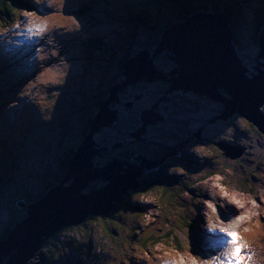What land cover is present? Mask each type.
I'll use <instances>...</instances> for the list:
<instances>
[{"label":"rangeland","instance_id":"374dc122","mask_svg":"<svg viewBox=\"0 0 264 264\" xmlns=\"http://www.w3.org/2000/svg\"><path fill=\"white\" fill-rule=\"evenodd\" d=\"M10 1L15 11L10 17L0 18V152L8 151L3 142L15 144L19 149L9 150L15 153L13 164L1 170L0 236L13 219L16 203L21 200L32 203L24 196L33 197L49 185L60 158L80 146L83 109L90 111L95 94L120 71V59L129 49L135 52L131 57H135L141 46L154 38L151 30L131 23L128 14L130 19L124 20L116 12L100 14L88 9L86 2L92 0H27L32 7ZM101 1L125 9L130 6L138 12L148 5V0ZM245 6L255 13L245 12L247 25L242 26L238 35L247 50L245 55L238 52L253 72L252 65H260L255 61L259 53L253 60L246 56L253 50L256 12H261L263 6L256 8L254 0ZM108 10L112 9L108 6ZM263 28L264 24L260 33ZM135 29L133 42L130 33H135L132 32ZM42 34H50L48 42H45L48 37ZM39 35L43 41L40 45ZM17 39H23L21 45ZM94 42H102L104 47H92ZM104 49L114 50V56H107ZM259 60L264 62L262 58ZM14 62L19 63L18 67ZM260 67L264 69L263 65ZM132 84H127L125 90ZM179 93L189 92L167 91L159 99L170 101V97ZM145 103L141 101V105ZM116 104L111 102L110 108H116ZM220 105L206 96L193 95V105L176 97L170 123L164 128L158 126L162 120L151 123L142 136L143 139L150 130V144L158 147L164 143L174 149V155L160 161L144 160L142 154L135 156H139L138 160L143 156L139 167L147 166L137 179L147 176L155 185L143 188L142 193L135 187L126 189L120 201L111 202L116 207L104 218L89 215L85 226L61 232L56 240L61 250L53 254L54 264H231L232 260L237 264L235 259L230 260L231 253L226 255V249L235 246L227 232L238 233V246L245 249L240 253L243 264H264V134L239 114L229 121L212 124ZM19 121L22 133L16 132ZM200 129L203 139L192 134ZM100 130L94 132V147ZM216 143H224L231 155L225 156L226 150ZM109 152L97 153L91 159L95 163V156L103 158ZM4 154L0 153V159ZM100 181L103 180L91 183ZM130 204H137L138 209L127 207ZM227 204L242 209L232 215ZM23 208L27 207L19 209ZM66 227L52 236L43 235L41 239L46 240L41 241L40 252L44 253L46 242ZM201 246L202 252L198 250ZM9 257L3 256L4 264L10 261ZM49 261L47 255L45 258L39 255L29 258L26 264Z\"/></svg>","mask_w":264,"mask_h":264},{"label":"water","instance_id":"95a60500","mask_svg":"<svg viewBox=\"0 0 264 264\" xmlns=\"http://www.w3.org/2000/svg\"><path fill=\"white\" fill-rule=\"evenodd\" d=\"M229 24L228 17L223 13L195 12L184 22L164 30L153 56L158 57L160 55L157 52L168 49L166 56L178 64V68L168 74L154 68L146 50L126 60L122 75L127 80L121 79L112 86L109 99L101 102L99 111L93 117L91 129L70 160L62 182L49 190L38 202L26 204L21 200L16 203L19 208L27 207L28 216L0 241L1 264H4L3 256L8 259V255L10 261L7 264H26L29 258L40 255V252L38 255H33V252L40 250L41 241L44 243L46 240L41 239L43 235L49 237L62 227L78 226L89 215L108 214L116 207L111 202L120 201L121 193L140 186L137 176H141L143 172L142 169L136 168L139 166L115 157L111 158L113 162L104 167H94L95 163L93 158L91 159L93 155L99 154L94 148V132L102 126L119 122L116 118L118 112L110 111L108 105L111 101L118 102L117 92L126 88V84H132L142 77L147 82L157 78L166 80V77L171 75L168 80L171 82V88L168 92L178 89L184 92L193 91L221 102L225 109L220 115V120L228 121L234 113H239L264 134V115L261 111L264 105V70L252 66L258 74L252 77L245 75L246 68L237 57L238 52L233 44L234 35ZM259 45L261 50L258 56L264 58V28L260 34ZM168 52L173 54L172 57ZM146 116L143 117L142 129H146L149 124V117ZM215 120L216 118L213 122ZM141 133L142 130L135 135L140 136ZM216 145L231 155L224 143ZM124 164L128 165L127 169L122 168ZM122 171L124 173H121ZM96 179L106 180L107 183L102 188L84 193ZM68 182L69 185H65ZM40 257L45 258V252H42Z\"/></svg>","mask_w":264,"mask_h":264},{"label":"trees","instance_id":"16d2710c","mask_svg":"<svg viewBox=\"0 0 264 264\" xmlns=\"http://www.w3.org/2000/svg\"><path fill=\"white\" fill-rule=\"evenodd\" d=\"M252 1L253 0H149L147 1L146 4L151 5V6L154 5V3H156L157 9L155 8L154 12L149 10V8L147 7L148 5H146L145 10L143 12H138L136 9L130 6H127L126 9L124 7H123L124 9H122V7L112 6L110 7L112 10L107 11L108 6H104L105 5L104 3H102L101 1H96V0L86 2V6L88 9L94 12L100 13V14H111L114 12L119 13V14H126V15L129 14L131 19H133V23L135 25L138 24L139 26L145 29L151 30V33L154 35V38L151 40L150 39L147 40V43L141 46L142 50L143 49L149 50L151 54L154 51H156L157 47L159 46L163 30L171 26L174 22H178V21L184 22L189 16H191L196 11L206 13V14H222V13L225 14L226 13V15L229 18V22H230L229 28L233 32V35H234L233 44L235 45L236 49L242 55H245L246 53L245 50L247 49L242 45V40L238 34L242 26L247 25L245 12L250 11L252 15L253 13H255L251 11L252 8L247 6L249 9L248 10L245 6L246 2L247 4H249V2H252ZM254 1L256 2V8L263 6V10L261 12L260 11L256 12L258 15L255 21L256 29H255V35H254L253 44H252L253 50L251 53L248 54L249 56H246L247 58L252 59V60L254 56H256L259 53V36H260L262 25L264 24V0H254ZM257 1L258 3H260L259 5H257ZM16 3L19 6L25 5V7L26 6L32 7L30 6V2L27 0H16ZM129 9H132V11L129 12L128 11ZM14 11H15L14 5L10 0H0V18L4 16L10 17L11 13ZM126 11H128V13ZM132 32H135L133 34L130 33V37H132V41L134 42L136 39L137 30L135 29ZM98 43L99 42H94L91 46L96 47L98 45L97 47L99 48L104 47V43L103 44L102 42H100L99 44ZM103 51L109 57H113L115 54V53H112L114 50L107 51L106 49H104ZM132 53H135V52L132 49H129L127 53L124 55L125 57L120 59L119 64H118L120 67V71L118 72L116 71L115 74H113L112 79L106 85V87H103V89H101L100 91H98V93L95 94L96 95L94 98L95 101L92 102V107L90 111H86V110L84 111L83 109L84 114H83L82 119L84 123L82 124V130L80 132V137H81L80 140H82L81 143L84 141L85 137L87 136V134L89 133L91 129L93 117L97 113V110L101 102H105L109 99L110 93H111L110 92L111 87L117 84L122 79L124 62L128 57H131ZM127 54L128 56H126ZM160 58L161 56L157 57L155 59V62L157 63V61H159ZM255 61H257V59H255ZM166 62H168V60L162 56V60L159 61V63H157L158 69H161L165 73H168L173 68L175 69L177 67L175 63H172V66H170V64ZM153 82H157V81H153ZM142 83L146 87H148V84H150V82H147V81H142ZM134 84H137V83H134ZM169 88H170V83L166 85H162L163 91H160V94L158 95V97L154 101L150 100V102L154 104L159 98H161L165 93H167ZM143 89L144 87H139L140 91H143ZM124 90L125 88L122 90V92L118 93V99L120 98L121 101L117 102L116 108L111 107V110H115L118 112L117 117L119 119V122L114 123L118 127L116 126V128H113L114 124L109 126L108 128L102 127L100 130V133L97 134V136L100 135V138L98 139L99 143L96 142L97 143L96 147L97 148H108V150L109 149L111 150L110 152L108 150L103 151V152H109L107 155L104 154V157H103L104 159L101 158V156L99 157L95 156L94 160L98 162V164H106L112 160L111 158L117 157V158H120L121 160L129 161L131 163V161H134L135 156L139 154L149 156L158 161L162 160L166 154L168 155L172 151L173 148L166 146L164 143L159 144V146L157 145L158 147H156V145L150 144V140H149L150 131L149 132L147 131L148 133H146V135L144 136V138L145 139L147 138L148 140L145 144L144 143H141V144L137 143L136 145L130 144L135 139L134 137H131L130 135L136 132L137 130L141 129L142 122L141 120H136V118L134 117L132 118L128 117V115L130 116L129 110H128V104L132 102L131 100L135 99L137 96L134 91L129 93L128 92L129 90H125V91ZM146 94H149V92H147ZM149 99L151 98L149 97ZM261 110L264 112L263 108ZM219 114L220 112H218L216 115H219ZM248 124H252V123H248ZM129 130L130 131L132 130V131L129 132ZM107 132L110 133L111 136H107ZM120 144H122V146L118 147ZM127 145L129 146L125 148ZM78 147L79 146H75L71 148V151H69L68 153L65 154V156L60 158L59 163H58L57 173L53 176V179L51 180L49 185H46L45 187H43V190L38 191L33 197H30V195L27 194V196H24V198H26L30 202L31 201L38 202L39 200L42 199V197L49 190H51L52 188L60 184L67 173L69 162L74 156L75 151L78 149ZM154 147L158 148L159 152L154 153L156 152ZM3 148L8 151L4 156H2V159H0V180L2 178L1 170L5 166L13 164L15 153H9V150L19 149L15 144H12V145L11 143L4 144V142H3ZM148 151L151 152L153 156L146 154V153H149ZM142 157L140 159H142ZM10 158H12V160H10ZM2 162H5L4 166L1 165ZM96 162H95V165H96ZM145 177H143V179L142 178L139 179L142 185L140 187H136L135 189L136 191L140 190V193H142L143 188H146L147 186L152 187L153 185H155V183L152 180L147 179ZM65 185H69V182L66 183ZM105 185L106 183L104 181H100V183H91V186H92L91 189L102 188ZM91 189L90 188L86 189V192L90 191ZM136 205L137 204H134V205L130 204V205H127V207H132L133 210H137L138 207ZM26 210L27 208H23V209H19L18 207L14 208L13 219L10 225L5 228L3 234L0 236V241L9 235L11 229H13L16 226L17 222H21V220L25 218ZM98 216L99 218L103 217V215H98ZM82 224L78 226L80 227ZM83 225L85 226V224ZM78 226L76 227L67 226L66 228L62 229L58 234H56L54 237H52L51 240H48L46 242L47 247L44 248L45 254L51 259V261H49L48 264L55 263L53 254L58 253L60 252L59 250H61V247L59 246V242H56L60 233L76 229ZM160 240L162 239H159V241ZM74 246L77 248V250L79 249L78 243L75 242Z\"/></svg>","mask_w":264,"mask_h":264},{"label":"bare ground","instance_id":"6f19581e","mask_svg":"<svg viewBox=\"0 0 264 264\" xmlns=\"http://www.w3.org/2000/svg\"><path fill=\"white\" fill-rule=\"evenodd\" d=\"M149 1V0H148ZM103 2H105V1H103ZM150 7H152L153 8V11L151 10V9H149V10H151L152 12H154L155 11V8L157 9V7H155V6H157L156 5V3H154V5H149ZM124 7V6H123ZM149 8V7H148ZM197 12V11H196ZM195 13V12H194ZM193 13V14H194ZM224 14V13H223ZM129 15V14H128ZM224 15H226V13L224 14ZM227 16V15H226ZM129 17H130V15H129ZM228 17V16H227ZM131 18V17H130ZM229 19V18H228ZM132 21H133V19H131ZM183 21H178V22H174L171 26H169L168 28H166V29H164V30H167V29H170L174 24H176V23H182ZM164 30H163V32H162V34L164 33ZM262 33V32H261ZM260 33V34H261ZM43 35V37H48L47 39H46V41L45 42H48L49 41V39H50V34H42ZM42 35H39L38 37H37V39L39 40L38 41V44L40 45L43 41H40V37H42ZM259 38H260V36H259ZM161 39H162V36H161ZM161 39H160V42H161ZM233 39H234V36H233ZM22 40L23 39H17L16 41L18 42V45H21L20 44V42H22ZM28 42H30V39H29V41ZM160 44V43H159ZM235 46V45H234ZM260 46V45H259ZM144 50H146V49H143V50H141V51H144ZM237 50V49H236ZM146 51H148V53H149V58L152 60V63H153V65H154V68L157 70V71H160L161 73H163V74H168V73H170L171 71H169L168 73H165L163 70H161V69H158V67H157V63L155 62V59L157 58L156 56L154 57L153 55H154V53L156 52V51H154L152 54H151V52L149 51V50H146ZM167 51H168V49L167 48H165L162 52H157V54H159L160 56L162 55L163 57H165V55H166V53H167ZM237 52H238V50H237ZM236 52V53H237ZM171 54V52H168V55H170ZM136 55H138V54H136ZM135 55V56H136ZM172 55L173 54H171V57H172ZM160 56H158V57H160ZM167 57V56H166ZM165 57V58H166ZM237 57H238V59H240L241 61H242V66L243 67H245L246 68V71H245V75L246 76H249V77H252L254 74H258V71L257 70H255V72L253 71H251L250 69L248 70V67H247V65L245 64V62H244V58L243 57H241V55H240V53L238 52L237 53ZM259 57V56H258ZM132 57H128L126 60H130ZM6 59L10 62V60H9V58H7V56H6ZM167 59L168 60H170V61H172L171 59H169L168 57H167ZM259 59H261V57H259ZM259 59H257V61H258V63L260 64V65H257V66H253V67H256V68H259V69H262L260 66L261 65H263L264 66V62H261ZM262 59H264V58H262ZM126 60H125V62H126ZM9 62L7 63V65L9 64ZM125 62H124V64H125ZM172 62H174V61H172ZM175 64H176V62H174ZM177 65V68H178V64H176ZM30 68H32V67H30ZM262 70H264V69H262ZM123 72H124V66H123ZM34 74V73H33ZM249 74H251V75H249ZM163 77H166V75H163ZM171 78V75H168L167 77H166V80L165 81H168L169 79ZM159 79H161V78H157V79H155V80H152V81H150V82H153V81H156V80H159ZM125 80H127L126 79V77L123 75V77H122V81H125ZM140 80H144V78L142 77ZM140 80H138V81H140ZM162 80H164V79H162ZM138 81H136V82H138ZM136 82H134V83H136ZM169 83H170V88H171V82L170 81H168ZM133 83V84H134ZM127 85V84H126ZM114 86V85H113ZM169 88V89H170ZM179 91H181V92H183V93H185L184 91H182L181 89H178ZM120 91V90H119ZM173 90H171V92H172ZM187 92H193V91H187ZM193 93H195V92H193ZM167 94V93H166ZM196 95H199V94H197V93H195ZM47 96V95H46ZM200 96H203V95H200ZM163 97V96H162ZM207 97V96H206ZM224 97H226L227 98V96H224ZM209 98V97H208ZM117 99H118V94H117ZM209 99H211V98H209ZM212 101H214L213 99H211ZM111 102H113V101H111ZM111 102H110V105H111ZM214 102H218V101H214ZM219 103H221V102H219ZM224 107H223V109H221V111H220V114L219 115H216L215 117H213V119L214 118H216V120H220V115H222V113H223V110L225 109V105L223 104V103H221ZM110 105H108V108H109V110L110 111H114V110H111V108H110ZM154 108H156V107H151V109L150 108H147V109H145V110H143L142 112H141V114H140V120H141V124H142V127H143V125H144V120H143V117L144 116H146V115H148V114H145V113H147V112H149L150 113V117H149V124H151V123H156L157 121H159V120H164V117L163 116H161L160 115V112H158V111H155V109ZM262 111V110H261ZM145 114V115H144ZM235 114H239V113H234L230 118H229V120L235 115ZM262 114L264 115V112L262 111ZM239 115H241V114H239ZM219 116V117H218ZM242 116V115H241ZM172 117V116H171ZM244 117V116H243ZM116 118L118 119V117H117V115H116ZM16 119V118H15ZM213 119L211 120V122L212 123H214L213 122ZM244 119L246 120V121H248L245 117H244ZM228 120V121H229ZM16 121V120H15ZM249 122V121H248ZM249 123H251V122H249ZM114 124V123H113ZM112 124V125H113ZM149 124H147V126L149 125ZM111 126V125H110ZM146 126V127H147ZM256 128H257V126L256 125H254ZM103 127V126H102ZM102 127H100V129L102 128ZM106 127H109V126H106ZM142 127H141V129H139V130H137L136 132H134L133 134H131V136L132 137H134L137 141L138 140H142V136H143V134H145V132H146V129H142ZM99 129V130H100ZM258 129V128H257ZM140 130H142V133H141V135L140 136H136L135 134H137ZM261 132V131H260ZM262 133V132H261ZM194 134V136L197 138V139H202V136H201V131H198V132H196V133H193ZM95 135V134H94ZM83 143V142H82ZM95 148V151H96V153H102L103 151H107L108 150V148H97L96 146L94 147ZM173 150L174 149H172V151L167 155H165L167 158L169 157V156H172V155H174V153H172L173 152ZM159 152V151H158ZM139 156H140V154H139ZM139 156L138 157H135L134 158V161H131V163L133 164V165H135V166H139L142 162H143V160L142 159H140V160H138V158H139ZM164 156V157H165ZM225 156H229V154H227V152L225 153ZM115 158V157H114ZM117 159H119V158H117ZM143 159L145 160H150V161H158V160H155V159H153V158H151V157H149V156H147V157H143ZM164 159V158H163ZM120 161H123V162H126V161H124V160H121V159H119ZM109 162H113V159L111 160V161H109ZM108 162V163H109ZM127 162H129V161H127ZM145 162V161H144ZM108 163H106V164H98V162H96V164H98L99 165V167H104V166H106ZM140 163V164H139ZM158 163V162H157ZM125 166H126V164H124ZM94 167H95V165H94ZM122 168H124V169H127L128 167H122ZM136 168H140V169H142V170H146L147 169V166H144V167H136ZM150 171V170H149ZM96 180H103V179H96ZM96 180H94V181H96ZM93 181V182H94ZM103 181H105L106 183H107V181L106 180H103ZM139 183H140V181H139ZM142 185V183H140V186ZM139 186V187H140ZM135 189V188H134ZM88 192V191H87ZM86 192V190H84V193H87ZM224 199H226L225 197H224ZM236 202V201H235ZM232 205V204H231ZM231 205H229V204H227V207H229V209L233 212V214L232 215H235V213H239L240 211H241V209L242 208H238L236 205H238V204H236L235 206H231ZM128 209V208H127ZM131 209H133V208H131ZM230 211V212H231ZM223 213V212H222ZM225 216V215H224ZM216 220H218V219H216ZM219 231V230H218ZM226 234V233H225ZM227 235V234H226ZM229 237V236H228ZM231 246V245H230ZM236 246H234L233 247V249H231V247H230V249H226L227 250V253H226V255L227 254H229V253H232L233 252V250H234V248H235ZM200 252H202L203 250L202 249H198ZM226 250H225V252H226ZM243 250H245V249H242V251ZM247 250V249H246ZM241 251V252H242ZM250 251V250H249ZM39 252H40V250H37V252H36V255H38L39 254ZM225 252H223V253H225ZM214 254H216V253H214ZM40 255H41V252H40ZM231 255V254H230ZM223 256H225V254L223 255ZM228 256V255H227ZM243 256V255H242ZM245 256V255H244ZM228 260V259H227ZM230 260H232V259H230ZM243 261V260H242ZM219 262V261H218ZM229 263V262H228ZM237 263V262H236ZM248 263V262H247ZM224 264H225V262H224ZM231 264H235L234 262H233V260H232V262H231ZM243 264V263H242Z\"/></svg>","mask_w":264,"mask_h":264},{"label":"flooded vegetation","instance_id":"af4514ba","mask_svg":"<svg viewBox=\"0 0 264 264\" xmlns=\"http://www.w3.org/2000/svg\"><path fill=\"white\" fill-rule=\"evenodd\" d=\"M165 57H166V55H165ZM166 59H167V57H166ZM168 60V59H167ZM166 63H169L170 64V66H172V63H174V62H172V61H170V60H168V62H166ZM253 66V65H252ZM167 71V70H166ZM142 81H145V80H140V81H138V82H136L137 84H132V86H130L129 88H128V92L129 93H131V92H135L136 93V98L135 99H132L131 101L132 102H130L131 103V106H128V110H129V114H130V116L128 115V117L129 118H132V117H134V118H136V120H140V114H141V111L143 110V109H146V108H148V107H152V106H155L156 105V110L155 111H158V112H160V114L164 117V120H162V122H160L159 124H158V126H161V127H166L169 123H170V119H171V116H172V113H171V111L175 108L174 107V104H175V102H176V97H177V99H180V101H184V100H186V104L188 105V104H191V105H193V95H196L195 93H193V92H189V93H187V94H185V95H183V94H181V93H179V94H174L173 96L174 97H170V101L169 100H163V99H158V100H162L161 102L160 101H157V102H155L154 104H152V102H150V100H152V101H154L156 98H157V95H159V92L160 91H163V89H162V85H166V84H168L169 82L168 81H165V80H162V79H159V80H156L157 82H150V84H148V87H146L143 83H142ZM139 87H144V89H143V91H140L139 90ZM147 92H149V94H146ZM176 96V97H175ZM149 97L151 98V99H149ZM143 100H145L146 101V103L145 104H142L141 105V101H143ZM121 100H120V98H119V101L118 102H120ZM216 103H219V102H216ZM219 104H221V103H219ZM222 105V104H221ZM221 105H220V107H218V109H217V111L218 112H220V110L222 109L221 108ZM222 107H224V106H222ZM193 110V109H192ZM221 120H216L214 123H216V122H220ZM214 123H212V124H214ZM155 125V124H154ZM156 126V125H155ZM155 126H151V128H153V127H155ZM202 130L203 129H200V131H201V136H202ZM132 131V130H131ZM130 130H129V132H131ZM150 130H148V132H149ZM193 134V133H192ZM131 136V135H130ZM193 136H194V134H193ZM132 137V136H131ZM202 138H204L203 136H202ZM147 139V138H146ZM144 137H143V139L140 141V140H136V139H134V141H132L130 144L132 145V144H134V145H136L137 143H139V144H141V143H146L148 140H146ZM144 140H146L145 142H142V141H144ZM121 146H122V144H121ZM129 145H127L125 148H127ZM118 147H120V146H118ZM111 149H109L108 151H110ZM149 152V151H148ZM154 153H156V152H154ZM146 154H148V155H151V156H153L152 155V153L151 152H149V153H146ZM144 157H147L146 155H143Z\"/></svg>","mask_w":264,"mask_h":264},{"label":"snow or ice","instance_id":"6c2138e0","mask_svg":"<svg viewBox=\"0 0 264 264\" xmlns=\"http://www.w3.org/2000/svg\"><path fill=\"white\" fill-rule=\"evenodd\" d=\"M17 27H19V26L17 25ZM29 31H31V29H29ZM248 127L251 128L252 126L249 125ZM236 203L239 204L240 201L237 200ZM209 207H211V205H209ZM238 219H243V217H238ZM224 231H226V230H224ZM227 235L231 237V243L236 246L230 255V259H235V261H237V264H242L241 256H240L242 248L240 246H238V233L227 232Z\"/></svg>","mask_w":264,"mask_h":264},{"label":"clouds","instance_id":"9594fccd","mask_svg":"<svg viewBox=\"0 0 264 264\" xmlns=\"http://www.w3.org/2000/svg\"><path fill=\"white\" fill-rule=\"evenodd\" d=\"M118 101H119V99H118Z\"/></svg>","mask_w":264,"mask_h":264}]
</instances>
